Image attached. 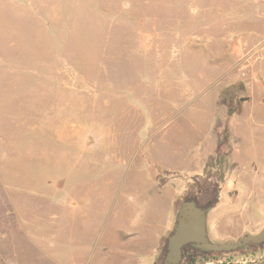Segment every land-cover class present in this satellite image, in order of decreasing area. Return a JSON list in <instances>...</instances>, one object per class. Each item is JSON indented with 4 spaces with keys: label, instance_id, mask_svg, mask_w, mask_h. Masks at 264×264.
Instances as JSON below:
<instances>
[{
    "label": "rangeland",
    "instance_id": "rangeland-1",
    "mask_svg": "<svg viewBox=\"0 0 264 264\" xmlns=\"http://www.w3.org/2000/svg\"><path fill=\"white\" fill-rule=\"evenodd\" d=\"M220 184L212 239L257 232L264 0H0V264H161Z\"/></svg>",
    "mask_w": 264,
    "mask_h": 264
},
{
    "label": "water",
    "instance_id": "water-1",
    "mask_svg": "<svg viewBox=\"0 0 264 264\" xmlns=\"http://www.w3.org/2000/svg\"><path fill=\"white\" fill-rule=\"evenodd\" d=\"M224 198L223 184H220L213 202L200 205L195 196H186L178 202L172 216L171 229L157 253L161 264H179L186 247L200 253L228 254L249 250L254 245L264 243V225L257 232H245L236 239L227 241L212 239L208 231L209 214ZM261 211L264 213V203L261 205ZM204 264L240 263L209 262ZM245 264H264V257L256 262Z\"/></svg>",
    "mask_w": 264,
    "mask_h": 264
},
{
    "label": "trees",
    "instance_id": "trees-1",
    "mask_svg": "<svg viewBox=\"0 0 264 264\" xmlns=\"http://www.w3.org/2000/svg\"><path fill=\"white\" fill-rule=\"evenodd\" d=\"M213 253H216V252L200 253L196 250L186 247L183 250L182 261L179 264H193L196 258L208 257L209 255Z\"/></svg>",
    "mask_w": 264,
    "mask_h": 264
},
{
    "label": "flooded vegetation",
    "instance_id": "flooded-vegetation-1",
    "mask_svg": "<svg viewBox=\"0 0 264 264\" xmlns=\"http://www.w3.org/2000/svg\"><path fill=\"white\" fill-rule=\"evenodd\" d=\"M216 190H217V189H216ZM215 195H216V191H215L214 197H215ZM262 244H264V243H261V244H258V245H254L253 247H258V246H260V245H262Z\"/></svg>",
    "mask_w": 264,
    "mask_h": 264
}]
</instances>
